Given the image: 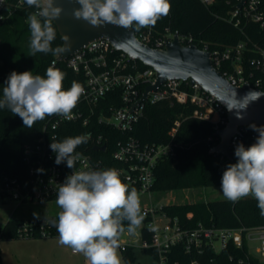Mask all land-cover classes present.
Wrapping results in <instances>:
<instances>
[{
	"label": "built area",
	"instance_id": "1",
	"mask_svg": "<svg viewBox=\"0 0 264 264\" xmlns=\"http://www.w3.org/2000/svg\"><path fill=\"white\" fill-rule=\"evenodd\" d=\"M200 1L211 6L218 0ZM241 1L234 0L232 4V0H227V4H232V8L227 12L226 19L237 27L249 22L258 23L264 27V0H245L243 5L238 7ZM21 2L22 0H19V4ZM7 5V0H0V23L9 14ZM135 33L142 42L154 48H165L166 39H172L174 36L172 32L157 36L153 33L152 27L142 28ZM179 36L183 44H195L191 36ZM202 49L209 50L208 45ZM210 52L214 66L219 70L223 69L220 71L232 85L243 86L249 82L252 87L264 90V50H259L256 57L247 58L244 43H238ZM57 61H53V65ZM64 62L74 72L84 76V82L81 84L84 91L72 112V119L66 120L55 116L46 123L37 142L26 145L25 162L28 167V179L21 181L11 174L1 175L0 197L2 198L13 199L20 203L53 201L56 199V189L59 184H62L73 171L83 170L85 166L87 170H102L100 160L79 149L76 151L81 153L82 157L75 169H69L66 162L60 165L55 163V153L50 149V144L52 138L56 141L62 140L61 134L66 131L64 126L67 123L88 127L93 145H106V150L104 135H94L93 130L100 126L105 128L112 126L127 134L125 139L117 143L112 153L113 158L119 163L115 169L119 171L122 182L143 194L154 192L155 169L159 161L176 154L171 142H146L129 134L144 115L147 104L163 101H168L170 104L177 101L194 104L198 107L196 116L212 123L213 134L208 137V141L218 139L219 143L220 138L216 132L228 124V110L225 105L215 95L204 90L199 83L191 84L189 80L167 79L156 89L150 90L146 99H142L147 87L156 83V70L150 66L142 68L137 59L117 50L107 39L91 41L66 58ZM117 100H120V105H116ZM253 123L264 126L254 121L248 125L239 126L238 132L230 142L231 153L235 152L238 144L244 142L245 135H250L256 141L258 133L249 128V125ZM180 124V121L176 122L175 128L170 133L172 136H175ZM38 169L43 171L38 172ZM162 207L152 205L142 209L145 215L142 226L139 232L136 231L134 234L125 231L130 237L121 236L119 242L122 250L135 246L133 241L139 240L143 247L152 248L158 252L160 264H171L168 255L175 245H182L189 253L195 251L201 253L208 246L215 251H221L231 243L240 247L246 241L249 252L254 255L250 242L260 240L257 250L264 264V226L246 229L199 224L189 229L183 227L177 218H171L160 212ZM56 218L57 215H48L42 216L41 220L26 219L19 230L22 235L31 236L39 229L42 236H49L51 235L49 230L53 227L51 221ZM150 225L155 228L154 231L149 230ZM143 228L149 230L150 239L144 237ZM191 264H198V261L193 260Z\"/></svg>",
	"mask_w": 264,
	"mask_h": 264
},
{
	"label": "trees",
	"instance_id": "2",
	"mask_svg": "<svg viewBox=\"0 0 264 264\" xmlns=\"http://www.w3.org/2000/svg\"><path fill=\"white\" fill-rule=\"evenodd\" d=\"M9 14L0 23V97L2 88L11 72L22 73L30 71L33 75L44 76L46 70L54 66L65 73L64 89L71 87L75 81L84 82V76L67 67L66 62L57 61L56 55L51 53H37L29 56L30 30L27 23L28 15L34 11L24 0H7ZM232 4L234 0H232ZM171 10L168 16L161 18L154 27L153 33L157 36L176 31L181 36H191L192 42L199 48L208 45L210 51L244 43L247 58L256 57L259 50H264V27L255 22H249L237 27L226 19L227 12L232 4L227 0H218L207 6L200 0H170ZM11 10V12H10ZM56 26L55 23L53 25ZM62 36L57 28V36L53 47H62ZM57 61L53 65V61ZM142 68L148 67L138 60ZM223 71L222 68H220ZM117 102V104H116ZM115 102L120 105V100ZM198 107L191 103L168 101L157 104H147L144 115L135 124L130 135L146 142L169 143L174 145L175 156L165 157L159 161L155 169L154 192L161 195L181 190L199 189L209 186H221L223 172L230 163H236L237 157L232 153V159L220 154L210 153V149L218 143V139L208 141L213 134L212 123L198 118ZM50 116L34 124L33 128H26L19 116L12 115L7 109H0V176L11 174L21 181L28 179V167L25 162L26 145L35 144L43 133L46 123L54 118ZM181 124L175 132L176 122ZM61 134L62 140L66 137H75L88 133L89 128L81 124L67 123ZM94 135L103 134L107 144L105 152L94 150L91 140L77 149L91 154L101 161L102 170L116 168L119 163L113 158V151L120 140L127 137L121 130L109 126L98 127L93 130ZM255 140L250 135L244 136V146L248 147ZM160 212L171 218H177L183 227L195 228L199 224L226 228L255 229L264 226V216H261L255 199L249 197L232 203L226 199L207 202L170 203L163 205ZM191 214V216H190ZM42 216L39 217L41 220ZM26 219L12 218L4 225L0 224V240L22 237H44L37 229L33 235L25 236L20 232V226ZM127 221L124 222L127 226ZM49 237L58 236L53 226ZM143 235L150 239V232L143 228ZM145 251L158 258V252L152 248ZM128 263L135 260L134 246L123 250ZM171 264H191L193 260L198 264H263L260 258L249 252L246 243L240 247L229 244L221 251L205 247L200 252H186L182 245H175L169 253ZM0 264H3L0 258Z\"/></svg>",
	"mask_w": 264,
	"mask_h": 264
},
{
	"label": "clouds",
	"instance_id": "3",
	"mask_svg": "<svg viewBox=\"0 0 264 264\" xmlns=\"http://www.w3.org/2000/svg\"><path fill=\"white\" fill-rule=\"evenodd\" d=\"M33 8L27 17L30 30L29 56L37 53L57 55L70 48V37L62 35L64 47H53L57 36V25L64 11L56 0H24ZM79 7L72 9V17L92 27L113 25L138 32L142 28L154 27L163 17L169 15L170 0H70ZM65 73L54 66L44 76L30 71H13L5 81L0 97V109H7L19 116L26 128L50 116L72 119L83 88L77 82L64 89ZM258 92L248 93L242 101L227 104L228 110L246 109L250 101L257 100ZM251 98V99H249ZM237 119H243L237 111ZM258 133L256 141L248 147L243 143L236 146V163L227 165L221 179L226 200L236 203L253 198L261 216H264V126L250 124ZM90 133L66 137L61 141L52 138L50 149L55 153V163L66 162L69 169H75L82 154L76 149L87 144ZM42 172V169H38ZM55 203L60 211L51 223L58 232V242L81 254L86 264H122L118 253L121 236L127 231L134 234L142 226L145 215L141 199L135 188H129L115 168L104 170L73 171L56 189ZM34 218L39 219L34 213ZM127 221V227L124 222ZM154 231L153 226H149Z\"/></svg>",
	"mask_w": 264,
	"mask_h": 264
},
{
	"label": "water",
	"instance_id": "4",
	"mask_svg": "<svg viewBox=\"0 0 264 264\" xmlns=\"http://www.w3.org/2000/svg\"><path fill=\"white\" fill-rule=\"evenodd\" d=\"M244 1L238 3V7H241ZM56 3L64 11L54 23L61 36L70 37L71 43L70 48L56 55V59L64 61L91 41L107 39L117 50L127 53L131 58L140 60L156 70V83L147 87L142 99L147 98L150 90L156 89L165 80L173 78L189 80L191 84L199 83L204 90L215 95L227 110V104L242 101L250 92L264 94V90L252 87L249 82L243 86L232 85L228 78L214 66L211 52L199 48L196 44H183L178 31L174 33L172 39H166L165 48H154L142 42L133 29L113 25L92 27L82 20L73 19L72 9L79 5L71 3L70 0H56ZM237 111L243 119H237ZM253 121L264 124V95L250 101L246 109L228 110V124L216 132L220 141L210 149V153L232 159L230 152L232 137L238 132L239 126L248 125ZM94 150L105 152L106 145L94 146Z\"/></svg>",
	"mask_w": 264,
	"mask_h": 264
},
{
	"label": "rangeland",
	"instance_id": "5",
	"mask_svg": "<svg viewBox=\"0 0 264 264\" xmlns=\"http://www.w3.org/2000/svg\"><path fill=\"white\" fill-rule=\"evenodd\" d=\"M221 186H209L199 189L181 190L159 194L153 192L138 193L141 199L142 209L147 206L161 207L170 203L207 202L211 200L225 199ZM60 209L55 200L43 203H20L16 200L0 197V224L4 225L12 218L33 219L34 213L38 216L57 215ZM141 228V227H140ZM138 228L136 231L139 232ZM123 236L129 238L126 233ZM135 260L131 264H160L159 259L148 253L140 245L139 240L133 241ZM120 244V242H119ZM260 240L250 242L253 254L261 258L258 252ZM118 253L122 258V264H130L124 257L121 245ZM0 258L3 264H86L81 254L73 253L72 249L62 246L58 242V236L49 237H22L0 240Z\"/></svg>",
	"mask_w": 264,
	"mask_h": 264
},
{
	"label": "crops",
	"instance_id": "6",
	"mask_svg": "<svg viewBox=\"0 0 264 264\" xmlns=\"http://www.w3.org/2000/svg\"><path fill=\"white\" fill-rule=\"evenodd\" d=\"M44 216V215H43Z\"/></svg>",
	"mask_w": 264,
	"mask_h": 264
}]
</instances>
